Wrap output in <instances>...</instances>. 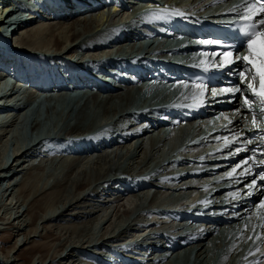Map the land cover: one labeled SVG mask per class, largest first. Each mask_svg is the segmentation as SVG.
Returning a JSON list of instances; mask_svg holds the SVG:
<instances>
[{
  "label": "bare ground",
  "instance_id": "bare-ground-1",
  "mask_svg": "<svg viewBox=\"0 0 264 264\" xmlns=\"http://www.w3.org/2000/svg\"><path fill=\"white\" fill-rule=\"evenodd\" d=\"M206 1L207 0H181L179 2L169 3L176 7L191 5L192 8H196V15L199 18L214 16V13L218 11L217 8H215V4L218 2L213 1L207 4L205 3ZM40 7L44 6L40 4ZM14 8V3L2 6L0 11L1 23L9 28L12 26V23H8L6 20L13 15H15L16 18L22 16L13 13L23 12V16L25 19L29 20V24L25 26L27 27L25 30L17 32V37L24 43L31 45L30 47L32 49L39 51L51 50L55 57L67 54L69 57L77 56L78 59L87 57H91L92 59L103 58L104 56H109L123 50L121 42H111L101 45L95 32L92 31L94 27L101 26L102 24L100 23L110 20L109 15L99 14L102 12L100 11L103 9L102 7H100L96 13L91 14L90 17L84 14L75 15L70 13L68 15H62L55 20L45 18L44 21L46 22L40 20V16H37L30 8H26L29 9L26 10L28 13H26V11L19 12L18 10L12 11ZM141 9L142 7L132 5L127 8V12H124L132 24L141 22L139 26H143L142 23L146 20L147 16L145 17L139 13ZM240 9L238 5L227 7L226 10L228 11H226L225 14L237 13ZM218 15L221 16L220 14ZM37 19H39L40 24L35 23ZM94 23L97 24L93 26ZM139 28L143 30L142 27ZM57 29L62 30L56 33ZM17 33L14 32V36H16ZM137 37L138 36L131 38V48L136 44ZM79 50L84 51L80 52ZM256 51L261 58V50L256 48ZM246 66L247 63L244 62L241 64L238 62L234 66L235 76H237L236 73L239 72L241 68L245 71ZM0 78H2V76H0ZM1 92L3 91L1 90ZM133 96V93L128 90L109 92L106 94L105 98L99 99L95 97L90 105L83 106L80 109H77L79 106L78 104L77 107L72 106V103L69 101H63L62 103L65 105L61 104L60 106H58L57 103L45 104L44 107L47 108L48 113L52 115L45 118V120L52 119L55 120V122L64 124L61 129H68V127H70L68 130L65 129L67 132L70 131L71 133L77 131L82 133L88 128H98L94 134L95 137L105 136L107 133L106 127H99H102V121H106L111 123L112 126L115 124L121 126V132L116 137L123 135L122 138H131L137 141L132 151L127 145H121V149H119L121 153L119 155L99 154L96 160H94L95 162L93 161L89 164H83L79 156L68 158V156L64 157L61 153L59 154L62 156L58 155V153H52L49 163H39L36 167L33 165L37 164L34 160L42 154L39 150L40 147L48 148V144L50 146H55L56 144L54 141H48V144H46L41 138L44 131L42 126L50 125L43 123L41 120H37V118H34L36 117L35 115L34 117H23L27 112V106L24 105L22 107V104L26 102H22L21 104V102L18 103L19 101H16L19 110L18 113L14 115L16 118L14 117L15 119L13 121L11 120V123H19V120L20 122L24 121L26 125L30 123L34 128L32 138L37 136L38 141L35 145H39L33 150L29 147L26 150L17 151L19 154L15 152L12 160L9 156H6L9 141H2L3 143L0 145V174H2L0 175V213L2 212V214H0V224H4L6 222V217H8L10 219L7 224L10 225L12 223L16 232H18L17 235H22V237H19L20 239L14 238L12 240L13 243H5L0 246V251L2 253V255H0V264H26L27 262L29 264H53L57 262L55 261V257L59 254L58 248H63L62 253H64V256L60 254V264H74L75 261H77L76 264H91L88 262L86 256L79 257L81 254L80 251V253H77L79 246L84 243L92 242V250L98 252V250L102 248L100 241L106 240L104 236L108 230L116 229L123 235L138 228H143V224L149 222L147 218H144V215L147 213L143 210L149 209L151 206V203L149 204L146 202L152 192L150 189L153 187L155 190L151 197L152 201L149 200L152 203L158 201H155V196H158L160 192L169 191V189L179 192L170 199H164V201H168L165 205L170 206L177 204L180 199L182 200L184 198L185 194L182 193L184 189L187 192H192L193 197L202 190L208 198H215L218 195L229 192L231 189L236 192L239 191L237 196L243 195L248 191L249 188L245 186L248 181L253 179L256 172L248 168L247 163L240 165L243 160L248 158L249 154V152L244 153L248 150L242 149V141L241 138L238 137L244 125L245 118V114H241L240 97H236L235 103L225 109L228 113L224 118L225 122L218 127L215 133L210 134V132H208L203 135L204 131L201 129L200 125L195 127H183L181 123L179 124L177 133L164 137L160 136L161 138H153L154 135L151 134L150 141L146 143L143 142V137L146 133L138 130L139 126L144 121L143 116L138 112L136 113L135 110L137 109L132 107L143 104V102L140 103L136 98H133ZM8 110L7 108L6 111ZM32 117L33 119H31ZM7 121L3 118L0 119V123ZM9 122L5 125L6 127L13 125H9ZM72 122L74 123L72 124ZM189 124L193 123L190 122ZM83 126H86V128H83ZM15 127H17V125H15ZM13 128H11V130L8 129L11 132L8 131L7 133H12V131H14L12 130ZM162 129L163 128H159L154 134H161ZM26 130L23 132V137L25 139H31L30 134ZM15 134L16 133H14V136ZM17 136L19 137L17 134L15 138L20 139L17 138ZM215 136L219 138L215 139ZM122 138L118 139L123 140ZM129 139H127V141ZM195 139H198L200 143L212 139L214 141L213 146H215L217 152L214 153V155H210L207 152L203 154L204 148H202V146H194V144H192V141ZM22 142L23 141H21V143ZM172 142L174 143L171 144ZM168 145L173 151L175 150L174 152L179 153L180 156L175 169H177L181 175L176 180H174V178L173 180L168 179L167 177L174 169L172 168L173 166H170L171 163L174 162L172 160L174 153L163 156L165 153L164 148ZM18 147L20 148V146ZM30 149L34 154H32ZM29 150L30 152H28ZM21 152L22 154H20ZM27 156H33L34 160H24V157ZM127 156H129L128 159L130 162H128V164L126 163L127 165L125 164L126 166L123 167L121 162H123ZM225 156H227V158H224ZM196 161H198V164ZM238 165H240V167L237 171H234ZM111 172L121 175H115L116 178L111 179L113 178L110 177ZM219 172H222L221 175L223 178H214V175ZM133 174H136L137 177L141 176L144 178L145 181H142L140 184L141 188L147 187L144 182L148 184L152 181V185L147 187L148 192H144L145 196L143 194L144 197H141L142 204H144L143 206H138V202L133 205L134 201L132 203V201L130 202L129 200L127 203V201L125 202L123 200L125 198H123V196L128 195L130 192L131 196L139 198V193L128 190V187L132 188L139 182L138 180H134L137 177H131V181L128 180L127 185L124 184L126 183L125 176ZM184 179L190 181V184L186 187H182L180 184ZM107 180L108 182L114 180L110 183L107 182L112 189L116 186L121 189L119 191L112 190L111 192L109 189L105 188L104 191L106 190L107 194L108 192L110 194V198H108L110 201L107 200L103 204H97L95 200L101 190L98 191L96 185ZM206 181L210 182V186L207 187L210 189L203 187ZM219 183H223V185H217ZM157 185L159 187H156ZM215 185L219 187L217 188ZM9 198L10 202L13 203L11 207L7 205V200H9ZM244 207L245 209H243L244 213L242 217L250 216L251 214L252 216L245 228H243L241 224H238L239 227L232 234V239L228 238L222 240L220 237V229L225 223H218L216 225L209 223L207 226L204 225L197 228V232L198 234L200 233L201 236L196 244L194 255L196 261H194V264H246L248 262H251V264H264V209L252 213V207L248 205ZM9 208H11L10 211ZM175 208H180V206ZM198 209L199 208H194L193 211H198ZM104 210L105 215L103 214ZM12 216L13 218L11 219ZM71 216H73L72 220H70ZM134 217L136 220L135 222ZM37 218H39V221ZM165 223H167V221ZM98 224L99 231L97 233L96 231L94 232L93 229H95V226ZM171 225L172 224H170V226ZM51 226L55 229L56 233H59L60 236L63 237H59L58 241L53 244H51L49 240V242H39L37 240L36 243H32L31 240H33V238L43 240V237H46L44 236L45 232L53 233V230L50 229ZM151 226L156 227L158 224L153 223ZM168 226L169 225H167V227ZM0 227L3 228L0 229L1 233L7 226L1 225ZM144 227L146 229L149 226L146 225ZM153 227L150 229H154ZM228 227H230V225H228ZM120 234L116 235L118 236ZM140 234L141 233L138 235L140 236ZM93 235L99 236V238L93 240L91 239ZM138 235H136L135 238H138ZM135 238L132 237L131 239ZM175 239L176 238H171L170 240ZM251 239L257 241L258 245H253ZM29 243L32 244L26 247ZM9 246H13L14 249L8 251ZM142 246L143 245H140V247ZM21 248H23L22 256H15ZM189 248V245L186 244L181 249L187 254V251L190 250ZM41 249L47 251L46 257L51 255L48 263L45 262L46 260L44 261V254L40 255L38 258L33 256L30 260L27 255H25L26 252L34 253L36 250L38 252V250ZM137 251L138 250H134L132 258L135 257L144 263H146L155 252L149 251L147 253H141L144 251L143 248L139 250L140 253H136ZM121 252H123V249H121ZM112 255L115 259L119 258V250L114 251ZM176 255H178V253ZM189 259L185 258L184 260L188 261ZM111 260H113V258ZM125 261L126 260H124V262ZM186 261L183 262L186 263ZM159 263L174 264L160 261L148 262V264ZM128 264L134 263L129 262Z\"/></svg>",
  "mask_w": 264,
  "mask_h": 264
},
{
  "label": "rangeland",
  "instance_id": "rangeland-1",
  "mask_svg": "<svg viewBox=\"0 0 264 264\" xmlns=\"http://www.w3.org/2000/svg\"><path fill=\"white\" fill-rule=\"evenodd\" d=\"M13 2V0H0V11H1V8H2V6L3 5H5L6 6V4H10V3H12ZM26 13H28V12H26ZM99 14H101V15H105V12L104 11H102V12H100ZM1 16V15H0ZM40 20H42L43 22H46V21H44L43 19H40ZM38 21V22H37ZM37 21L35 22V23H37V24H40L39 22V19H37ZM41 21V22H42ZM112 20L110 19L109 21H106V22H104V23H100V24H102L101 26L99 25V26H96V28L94 27L93 28V32H95V34L99 31V30H101L104 26H106V25H108L110 22H111ZM2 22V19L0 18V25H2L3 23H1ZM48 22V21H47ZM29 23H27L25 26H27ZM97 23H94L93 24V26H95ZM22 27L20 30H25L27 27ZM19 30V31H20ZM62 29H57L56 30V33H59V31H61ZM20 33V32H19ZM18 36V33L16 34V36H14V38L15 39H17L16 41H12V43L11 44H9V48H10V52L18 59V60H20V63H21V65L23 64V62H25L26 60H30V59H32L33 60V62L35 63L36 62V60H37V55H39V54H50V55H53V52L51 51V50H35V49H32L30 46L31 45H29V44H26V43H24L22 40H19V38L17 37ZM0 42H1V40H0ZM28 48H29V50H28ZM33 51V52H32ZM55 52H57V51H55ZM67 54H65V56H66ZM2 99V97H0V100ZM30 102V100H28L25 104H22V107L25 105V106H27L26 107V110H27V108H28V106H29V103ZM18 109L17 110H11L10 112H11V114L9 115V117L6 119V121L7 120H9V121H7V122H4V123H0V145L3 143L2 141H4V142H6L7 140L9 141V145H8V148H7V157L9 156V158H11V160L13 159V156H14V154H15V152H20V151H23L24 149L26 150V149H28L29 147L33 150V149H35L36 148V146H38V145H35L36 143H37V136H34L33 138H32V134L34 133L33 132V130H34V128H33V126H31V124L29 123H27V125L25 124V122L24 121H21L20 122V120H19V123L17 122H15V123H11V120L13 121L16 117L14 116L16 113H18V110H19V107H17ZM48 109L46 108V110H45V114L46 115H49V113H48V111H47ZM48 113V114H47ZM15 117V118H14ZM34 117V116H33ZM33 117L31 118V119H33ZM34 118H37V116L36 117H34ZM38 120V119H37ZM31 121V120H30ZM9 122V125H11V124H13V125H11V126H9V127H6L5 125L7 124ZM23 122H24V124H23ZM15 125H17V127H15ZM31 126V127H30ZM62 126H64L63 124L60 126V125H54V127H53V130H57V129H59L58 127H60V128H62ZM70 126V125H69ZM14 127V128H13ZM11 128H13L12 130H14V131H12V133H7L9 130H11ZM70 127H68V129H69ZM9 129V130H8ZM16 129V130H15ZM27 129V130H26ZM66 129V128H65ZM64 128L63 129H59V131H66V130H68V129H66L65 130ZM24 130H26L29 134H30V136H31V139H25L24 137H23V132H24ZM18 133H17V132ZM9 132H11V131H9ZM16 133L15 134V136H14V133ZM67 132V131H66ZM19 135V137L17 136V138H20V139H16L15 137H16V135ZM12 137V138H11ZM23 137V138H22ZM23 141L22 143H21V141ZM19 142V143H18ZM20 144V145H19ZM22 144V145H21ZM23 144H24V146H23ZM46 144H48V143H46ZM49 145V144H48ZM18 146H20V148L18 147ZM18 147V148H17ZM51 147H53V146H51ZM55 147V146H54ZM30 149V150H31ZM30 150L28 151V152H30ZM31 150V151H32ZM40 151H41V149H39ZM17 152V154H19ZM42 154L37 158V159H35L34 160V157L33 156H31V157H29V156H27V157H24V160H30V161H35V163H37L36 165H33L34 167H36V166H38L39 165V163L40 164H46V163H49L50 161H51V155H52V153H58V155H60L59 154V152L55 149V150H53V151H51V153L50 154H45V153H43V152H41ZM63 155H65V156H69V154L68 153H66V152H61ZM20 154H22V152L20 153ZM32 154H34V152L32 151ZM98 154V153H97ZM97 154L95 155V156H89V158L88 157H86V158H83L82 159V163L83 164H89V163H92L94 160H96V157H97ZM110 154H112V153H110ZM107 155H109V154H107ZM113 155V154H112ZM24 156V155H23ZM60 156H62V155H60ZM60 158V157H59ZM58 158V159H59ZM129 156H127V158H125V160H123V162H121L122 163V166L124 167V166H126L127 164H128V162H130L129 161ZM23 159V158H22ZM121 159V158H120ZM50 160V161H49ZM91 160V161H90ZM29 161V162H30ZM46 161V162H45ZM95 162V161H94ZM120 163V162H119ZM127 163V164H126ZM7 164V163H6ZM126 164V165H125ZM120 165V164H119ZM30 166V165H29ZM12 168V167H11ZM120 169H122V168H120ZM38 170V169H37ZM32 172V171H31ZM3 173V172H2ZM0 175H2V174H0ZM115 175H117V176H119V175H121V174H115L114 172H111L110 173V177H113V178H111V179H114V178H116V176ZM111 181H114V180H110L109 182H108V180L107 181H105V182H103V183H101V184H97L96 186L98 187V191H100L99 193H98V196L96 197V200H95V203H97V204H103V203H105L107 200H108V198H110V194H109V192H108V194H106V190L104 191V189L105 188H107V186H108V183H110ZM122 181V180H121ZM108 182V183H107ZM146 189H144V188H141V186L140 187H138V186H136L135 188H134V190H132V192H137V193H139V194H141V195H139L138 194V196H139V198H137V197H134V196H131L130 195V193H128V195H124L123 196V200L126 202L127 201V203H128V201L130 200V202L132 201V203H133V201H134V203H133V205H135V203H137L138 204V206H140V205H144V204H142V196H143V194H144V192L146 193V191H145ZM152 190V192H151V194L149 195V197L147 198L148 200H147V202L146 203H151L150 205L149 204H147V205H149L150 207H149V209H145V210H143L145 213H147L146 215H144V218H147V221H149V222H159V221H162V220H164V221H168V217H169V215H168V213L167 212H169L167 209H168V207H169V205H165L168 201H164V199H170L173 195H176L177 193H179L178 191H175V190H172V189H169V191L168 190H166V191H164V192H160V193H158V196H155V201H157V202H154V203H152L151 201V197L153 196V191H154V188H152L151 189ZM102 192V193H101ZM143 192V193H142ZM162 193V194H161ZM103 194V195H102ZM186 194H189V193H186ZM108 196V197H107ZM144 196H145V194H144ZM143 196V197H144ZM105 197V198H104ZM133 197V198H132ZM157 197V198H156ZM160 197V198H159ZM166 197V198H165ZM169 197V198H168ZM126 198H128V199H126ZM130 198V199H129ZM136 198V199H135ZM159 198V199H158ZM103 199V200H102ZM113 199V198H112ZM126 199V200H125ZM132 199V200H131ZM135 200H136V202H135ZM149 200H151V201H149ZM161 200V201H160ZM97 201V202H96ZM108 201H110V200H108ZM10 202V198H9V200H7V205L9 206V207H11L12 206V204L13 203H11ZM136 204V205H137ZM153 204H155V205H153ZM11 210V208H9V211ZM5 213V212H4ZM0 214H2V212L0 213ZM103 214L105 215V210L103 211ZM13 215V214H12ZM8 216V215H7ZM8 217H6V222L4 223V224H0V226L2 225V226H7L6 228H5V230L3 231V232H1L0 233V246H2L3 244H5V243H13L12 242V240L14 239V238H17V239H20L19 237H22V235H17L18 234V232H16V229L14 228V226H13V224L11 223L10 225L9 224H7L8 222H9V219L10 218H8ZM13 218V216L11 217V219ZM153 218H157V219H153ZM73 219V216H71L70 217V220H72ZM102 219V218H101ZM37 220L39 221V218H37ZM136 220H135V217H134V222H135ZM9 225V226H8ZM52 227V226H51ZM50 227V229L51 230H53L52 232L53 233H50V232H48V233H46L45 232V235L44 236H46V237H43L42 239L43 240H41V239H38V238H33V240H31L32 241V243H36L37 242V240L39 241V242H49L50 241V243L51 244H53V243H55L56 241H58V238L59 237H63V236H60V234L59 233H56V231H55V229L52 227L51 228ZM96 228L95 229H93V231L95 232H97L98 233V231H99V224L97 225V226H95ZM0 229H3V228H1L0 227ZM15 229V230H14ZM111 229V228H110ZM141 229H142V227L141 228H138V229H136V230H134V231H130V232H128V233H125V234H120V231L119 230H116V229H112V230H108L107 231V233H106V235L104 236V238H106V240H103V241H100L101 243V246H102V248L100 249V250H98V252H96V251H93L92 250V248H91V246H92V242L91 243H84V244H82V245H80L79 246V248H78V252L77 253H80L81 252V254L79 255V257H81V256H89V257H91V260L92 261H94L96 258H98V254L99 255H103V254H105L106 253V247L105 246H109V245H115L116 243H118V242H120V241H122V240H124V239H131L132 237H136V235L141 231ZM46 231V230H45ZM126 232V231H125ZM64 234V233H63ZM96 234V233H95ZM94 234V235H95ZM116 234H120V235H116ZM92 236L91 237V239H96V238H99V236ZM114 235V236H113ZM58 236V237H57ZM53 238V239H52ZM57 238V239H56ZM114 238H115V240H114ZM11 239V240H10ZM53 240V242H52V240ZM54 239H56V240H54ZM49 240V241H48ZM32 243H29V244H27L26 245V247L27 246H30V244H32ZM143 243V241H141L140 239H138V244L140 245V244H142ZM94 244V243H93ZM138 245V246H139ZM100 247V246H99ZM10 249L12 250V249H14L13 248V246H9V248H8V251H10ZM18 249V248H17ZM61 249V248H60ZM59 248H58V250H59V254H57L56 255V257H55V261H57V262H55V263H53V264H60V256L62 255V256H64V253H62V250H63V248L60 250ZM22 250H23V248H21L16 254H15V256H17L18 255V257H21L22 255ZM80 251V252H79ZM46 253H47V251L46 250H44V249H41V250H38V252H37V250H36V252H34V253H29V252H26V254L25 255H27V257L29 258V260H30V258L31 257H33V256H35V257H39L40 255H42V254H44V256L46 257ZM91 253V254H90ZM61 254V255H60ZM0 255H2V253H1V251H0ZM51 256V255H50ZM49 256V257H50ZM55 256V255H54ZM44 257V261L46 262V263H48L49 262V257H46L45 258ZM78 257V256H77ZM78 257V258H79ZM167 260V261H166ZM170 262V258H166L163 262L164 263H166V262ZM28 263V262H27ZM26 263V264H27ZM77 263V261H75V263L74 264H76ZM29 264V263H28ZM62 264V263H61ZM81 264V263H80Z\"/></svg>",
  "mask_w": 264,
  "mask_h": 264
},
{
  "label": "snow or ice",
  "instance_id": "snow-or-ice-1",
  "mask_svg": "<svg viewBox=\"0 0 264 264\" xmlns=\"http://www.w3.org/2000/svg\"><path fill=\"white\" fill-rule=\"evenodd\" d=\"M221 2H223V0H221ZM258 2H260V8L258 9L259 13H261V15L259 16L258 19L253 20V18L251 16L247 17V23H245L244 25H242L240 31L241 34L245 37L244 40V44H243V48H253L254 47V40L257 37L258 32L261 31V26H264V0H258ZM249 11H254L255 9V3H251L249 5L248 8ZM154 18L157 19H168V17L166 15H160V14H153ZM177 16H180L181 18H183V14L177 12L176 13ZM204 44L206 45H212L215 48H219V49H223L222 52H219L218 54L221 56V61L219 63H217L216 65H214V67H216L219 70H223V68L225 67V63L228 64L229 68L231 67V64L233 63V61L231 60L233 51L236 49V45L232 44V45H227L224 42H221L219 40H206L203 41ZM261 43L264 44V36L261 37ZM227 57L229 58L227 61L224 60V58ZM237 57H239V52H237ZM244 61H247V63L249 65H253V61L248 60V57H244L243 61H238L239 63H244ZM203 64V62H201V65ZM205 71L208 70L207 67L204 68ZM256 71L259 73V77H260V88L261 91L256 92L253 88L251 84L248 85H244L243 87L241 86H231L230 88H222V91H226V92H231L233 95L237 92L241 93V95L243 96V93L245 91H248L249 89H252L253 91V95L254 97H260L261 98V103H264V48L261 49V62L259 64V66L256 67ZM237 76H243L244 75V69L241 68V70L239 72L236 73ZM253 79H256V76H253ZM214 91V90H213ZM249 105V100L247 97L244 98V106H248ZM255 115V114H253ZM253 123H255V120H253ZM249 143H251V141H248ZM247 159H254L252 157H249ZM252 174V173H249ZM255 176H259V178L261 180H264V171L262 172H258L255 174ZM247 188H252V187H256L258 191H262L264 192V184L261 185H257L256 184V180L255 178L253 179V181L246 185ZM252 193H246V195H251ZM258 203H261L262 205H264V196H262L261 201H259Z\"/></svg>",
  "mask_w": 264,
  "mask_h": 264
}]
</instances>
